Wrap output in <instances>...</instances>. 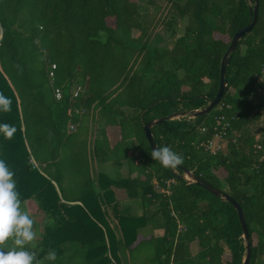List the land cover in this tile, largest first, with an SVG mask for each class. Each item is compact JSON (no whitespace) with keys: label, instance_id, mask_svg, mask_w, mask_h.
<instances>
[{"label":"trees","instance_id":"1","mask_svg":"<svg viewBox=\"0 0 264 264\" xmlns=\"http://www.w3.org/2000/svg\"><path fill=\"white\" fill-rule=\"evenodd\" d=\"M140 1L0 0V93L11 100L0 123L17 129L12 139L0 134V159L36 220L33 250L41 260L55 250L56 260L45 264H243L238 212L188 182L189 171L240 204L250 264H264V128L262 138L249 130L264 118V97L252 100L263 88L264 0H147L155 10L146 14ZM256 5L253 31L231 54L227 92L209 114L194 118L218 94L222 60L234 35L254 21ZM170 11L187 24L172 48H158L148 41ZM51 64L58 67L54 83ZM78 86L84 90L74 100ZM220 116L231 123L227 151L214 155L205 144ZM161 119L152 133L157 146L183 156L176 170L151 158L144 126ZM110 126L121 132L113 146ZM92 152L98 164H113L116 178L92 176ZM116 190L139 201V217L121 213ZM109 210L117 213L115 227ZM147 227L152 237L133 248ZM195 242L200 251L193 255Z\"/></svg>","mask_w":264,"mask_h":264},{"label":"clouds","instance_id":"2","mask_svg":"<svg viewBox=\"0 0 264 264\" xmlns=\"http://www.w3.org/2000/svg\"><path fill=\"white\" fill-rule=\"evenodd\" d=\"M0 111H11V100L0 93ZM17 129L8 123H0V134L12 139ZM151 158L166 169L176 170L184 163L181 154L169 146H156ZM14 172L0 159V264H45L55 261V250H49L44 260L38 259L36 247L38 233L36 220L24 207L16 189Z\"/></svg>","mask_w":264,"mask_h":264},{"label":"water","instance_id":"3","mask_svg":"<svg viewBox=\"0 0 264 264\" xmlns=\"http://www.w3.org/2000/svg\"><path fill=\"white\" fill-rule=\"evenodd\" d=\"M254 13H255L254 21L252 23H250L247 27L239 30L234 35V37L232 38V41H231V45L228 48V50H227V52H226V54L222 60L221 74H220V86H219L218 94L216 95V97L213 100L210 101L209 106L202 111H198L197 115H195L194 118L209 114L216 106H218L220 104L222 98L224 97L225 93L227 92L228 81L226 79V72H227V68L231 62V54L236 51L239 43L244 39V37L253 31V29L257 23V20H258V5H256ZM175 117L176 116L174 115L173 118H175ZM164 121H165L164 119L154 120V121H151L150 123H148L144 126L146 139L148 140L151 149H153V148L155 149L157 146V142H156L155 137L152 133V128L154 125H156L158 123H162ZM185 176H186L185 178L188 182L197 184L198 186L202 187L203 189H205L206 191H208L209 193H211L215 197L229 202L236 209V211L238 212V216H239L241 226L243 228V232H244L243 238L245 240V248H246V252H247L246 257L243 261V264H250L251 263V254H252V248H251L252 242H251L249 230H248V227H247V224L245 221V215H244L243 209L240 206V204L237 201H235L234 199H232L230 196H228L227 194L223 193L222 191L214 188L209 183L202 180L201 178H199L198 176H196L192 172H189V171L185 172Z\"/></svg>","mask_w":264,"mask_h":264},{"label":"rangeland","instance_id":"4","mask_svg":"<svg viewBox=\"0 0 264 264\" xmlns=\"http://www.w3.org/2000/svg\"><path fill=\"white\" fill-rule=\"evenodd\" d=\"M164 5V2L162 0H155V5ZM155 5H151L148 3L147 0H141L140 1V8L142 13H152L155 10ZM167 8L164 9L163 11L161 10V12L163 13V15H165L167 13ZM171 12V13H170ZM167 19L165 21L166 24L159 26L158 28H156L155 32L153 33L151 40H149V43H152V45H156L158 44V48L161 47H167V48H172L175 42V39L178 38L179 36H182L184 33V28L187 24V20H181L180 18L177 17L176 13H174L173 11H170ZM170 21H174L171 22V25H169L168 23ZM176 21V23H175ZM133 36L134 37H138L140 35V32L135 30L133 31ZM152 41V42H151ZM146 42V40H143L142 43ZM262 83H263V88L258 89L256 91V93L253 95L252 100L253 101H257L260 98L264 97V78L262 79ZM179 117L175 118L178 119ZM263 128H264V118H261L260 120H256L254 122H252V124L249 127L250 132L255 135L258 134L259 137H263L262 132H263ZM95 126H93L92 130L94 131ZM118 129V128H117ZM91 130V131H92ZM93 137H94V133L92 134V138H91V142H90V150L93 148ZM224 152L227 151V143H224ZM92 157V165H91V172H92V176L95 178L99 168L97 167L96 161L94 160V155L93 152L91 154ZM107 172V171H106ZM157 189H159L157 187ZM133 203H136V205L141 206L139 201H131ZM113 209V208H110ZM32 210H35L32 209ZM124 214L130 215V211H124ZM117 213L114 211L111 212V210H109V216L110 218L113 220V223H116L117 218L115 217ZM152 232V230H150ZM148 231V232H150ZM255 243H257V239L254 238ZM191 250H192V254L195 255L200 251V246L198 242H195L191 245ZM155 252V248L153 246H151L147 251H146V256H145V260L147 259L148 255L149 259L148 262L150 261V259L153 256V253ZM225 260H229L230 256L229 255H225L224 256ZM152 262V261H151ZM154 264V263H152Z\"/></svg>","mask_w":264,"mask_h":264},{"label":"crops","instance_id":"5","mask_svg":"<svg viewBox=\"0 0 264 264\" xmlns=\"http://www.w3.org/2000/svg\"><path fill=\"white\" fill-rule=\"evenodd\" d=\"M92 128H93V126H91V130H92ZM117 128L118 127L110 126L106 129V134H107V137L109 139L111 146L115 145L121 138L120 129L119 128L117 129ZM96 164H97L98 168L100 167L98 170L99 172L107 174L112 179L116 178L117 172H116L115 168L113 167L112 163L98 164L96 162ZM90 165H92V159L90 160ZM120 173L123 177H126L129 175V166L127 163H124V166L121 169ZM136 176H137V174L133 175V177H136ZM116 198L120 203L121 213H123L124 211H130L131 214L129 216H133V217H139L142 214V207L136 205V203L131 202V200H128L127 196L124 192H122L120 190H116ZM111 223L114 226V223L113 222H111ZM150 230H152V232ZM148 231H150V232H148ZM153 232H154V230L151 227H147V228L142 229L138 235L136 243L133 245V248H135L141 242H143L145 240H149L152 237ZM117 234H118V236H120L118 231H117Z\"/></svg>","mask_w":264,"mask_h":264},{"label":"built area","instance_id":"6","mask_svg":"<svg viewBox=\"0 0 264 264\" xmlns=\"http://www.w3.org/2000/svg\"><path fill=\"white\" fill-rule=\"evenodd\" d=\"M58 67L56 64H51L50 69H49V78L52 83L55 82L56 80V71ZM84 87L78 86L74 89L73 91V99L77 100L80 98L81 93L83 92ZM54 96L57 102H62L64 99V93L61 88L56 87L54 90ZM77 113H85L84 111L80 112L77 111ZM230 121L227 119L226 116H220L216 119V127H215V135L213 136L212 139H210L206 144L205 148L207 151H209L212 154H217L220 152H223L224 150V143L227 141L226 140V132L230 128ZM70 131L74 132L76 130V127L74 125L70 126ZM174 181L168 182V186L173 183ZM166 194H169V190H165Z\"/></svg>","mask_w":264,"mask_h":264}]
</instances>
